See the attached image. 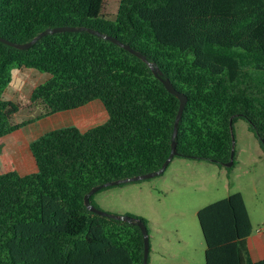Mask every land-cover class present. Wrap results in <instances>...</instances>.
Instances as JSON below:
<instances>
[{
  "label": "trees",
  "instance_id": "1",
  "mask_svg": "<svg viewBox=\"0 0 264 264\" xmlns=\"http://www.w3.org/2000/svg\"><path fill=\"white\" fill-rule=\"evenodd\" d=\"M105 8L106 0H0V36L10 41L75 28L24 49L0 41V138L30 121L16 123L22 106L3 96L15 68L48 74L30 97L45 114L100 99L108 116L85 131H46L30 144L36 171L0 173V264H143L137 221L149 231L148 220L100 215L87 208L85 195L156 171L171 153L180 100L148 62L188 97L175 156L225 165L239 118L264 146V84L251 74L264 70V0H118L114 17ZM197 215L206 264H264L251 257L253 225L241 192Z\"/></svg>",
  "mask_w": 264,
  "mask_h": 264
},
{
  "label": "rangeland",
  "instance_id": "2",
  "mask_svg": "<svg viewBox=\"0 0 264 264\" xmlns=\"http://www.w3.org/2000/svg\"><path fill=\"white\" fill-rule=\"evenodd\" d=\"M117 8L118 0H106L103 13L114 17ZM28 70L33 75L24 93L13 86L3 95L21 104L16 121L37 110L30 105L28 95L35 84L44 82L48 76L37 69ZM251 74L264 84V70L255 69ZM88 104L91 113L84 122H59L43 133L67 125L84 131L106 122L108 116L102 101L95 99ZM234 150V165L175 156L163 173L110 186L93 193L92 200L108 213L142 216L148 220V264H206V243L197 215L202 207L241 192L253 232L264 229V146L243 118L234 124Z\"/></svg>",
  "mask_w": 264,
  "mask_h": 264
},
{
  "label": "crops",
  "instance_id": "3",
  "mask_svg": "<svg viewBox=\"0 0 264 264\" xmlns=\"http://www.w3.org/2000/svg\"><path fill=\"white\" fill-rule=\"evenodd\" d=\"M32 75V72L28 68H15L12 71V81L5 89L3 95H5L9 87L13 86L18 92L24 93V87L29 84ZM36 85L32 87L29 95L28 93L26 94L29 97V101L31 100L32 90ZM30 105L34 109H37L31 115L18 121H16L18 113L14 116L16 123L30 121L23 127L0 138V173L10 170H16L22 174L36 171V161L30 150L31 142L42 135L44 130L54 126L56 123L64 121L84 122L87 115L91 113L90 104H86L78 109L54 114H45V108L43 110V105L40 103L32 102ZM248 246L254 261L264 259V229H257L255 232H252L248 239Z\"/></svg>",
  "mask_w": 264,
  "mask_h": 264
},
{
  "label": "water",
  "instance_id": "4",
  "mask_svg": "<svg viewBox=\"0 0 264 264\" xmlns=\"http://www.w3.org/2000/svg\"><path fill=\"white\" fill-rule=\"evenodd\" d=\"M74 29H75L74 27H69V26H59V27H55V28H47L46 30H44L40 34H38L34 39H32L29 42H25V43L13 42V41H10V40H8L6 38H3L1 36H0V41L5 42V43H7V44H9L11 46L24 49V48H28L31 45H33L39 38H41L42 36H44L46 34L57 32V31L74 30ZM89 30L91 32H93V33L98 34L99 36H102L104 38L112 40L113 42L119 44L120 46H123L125 49L133 52L134 54H136L137 56L142 58L144 61L148 62V59H147L146 55H144L140 51L134 49L130 45L123 43L121 40H119V39H117V38H115L113 36L103 34V33L99 32V31H96V30H93V29H89ZM148 63L150 65V67L152 68V70L154 71V74L157 77L161 78V80L163 81V83L166 86V88L171 93L175 94L180 100V105H179V109H178V112H177L175 126H174V132H173L172 150H171V153H170L169 157L167 158V160L163 163L162 167L160 169L156 170V171L148 172V173L137 175V176H134V177H127V178H124V179H117V180L109 181V182H106V183H104V184H102L100 186L93 187L89 191V193H87L85 195V204H86V206H87V208L89 210H91L93 212H96V213H98L100 215L111 216V217H114V218H119V219L131 221L132 220L131 216H128V215H114V214H111V213H108L106 211H103V210L99 209L98 207H96L95 205H93L90 202V195L95 193L101 187H104V186H113V185H118V184H121V183H124V182H127V181H137V180L146 179V178H150V177L159 175V174H161V173H163L165 171V169L167 168L169 162L177 154L176 135H177V132H178V124H179V121H180V119L182 117L185 105H186V103L188 101V97H187V95L185 93H183L180 90H178L174 86V84L172 83V81L169 78H162L161 77V71L159 70V68H155V66L151 62H148ZM234 154H235V150H234V143H233V149H232V155H231L232 159L229 162L226 163L227 166H231L234 163V159H233ZM137 223L141 227L143 235H144L145 250H144L143 264H148L149 252H150V238H149L148 227H147L146 224H144L141 221H137Z\"/></svg>",
  "mask_w": 264,
  "mask_h": 264
}]
</instances>
